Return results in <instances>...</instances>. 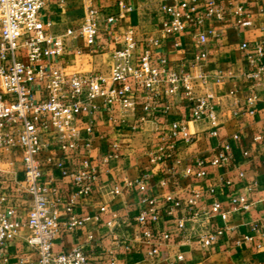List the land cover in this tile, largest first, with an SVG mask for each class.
I'll use <instances>...</instances> for the list:
<instances>
[{"label":"crops","instance_id":"obj_1","mask_svg":"<svg viewBox=\"0 0 264 264\" xmlns=\"http://www.w3.org/2000/svg\"><path fill=\"white\" fill-rule=\"evenodd\" d=\"M207 1L195 0L194 4L203 11ZM230 1L236 0H215L224 8L223 20L204 19L201 25L190 22L181 35L175 36L166 35L163 31L166 14L160 5L174 4L176 0H93L102 19L96 45L88 48L81 38L75 39L74 43L84 52L67 51L63 62L67 71L108 76L113 52L124 45L128 31H132L137 42L136 56L150 48L154 65L191 73L196 78L197 92L210 94L209 101L216 110L217 125L212 126L206 119H193L192 104L186 99L183 88L173 89L166 81L155 88L156 102L151 109L145 110L147 93L136 89L130 78L132 90L128 97L133 99L134 107L124 111L119 104L115 105L113 118L106 109L94 111L91 117L94 132L88 152L83 140L77 149L60 150L55 135L46 134L45 139L51 141V145L41 158L45 169L43 180L52 175L62 197L61 225L54 251L63 252L81 246L89 254L88 264L111 261L114 264H168L169 261L174 264H264V228L258 232L251 228L254 223L264 221V79L246 77L253 70L247 61V53L264 41V13L259 11L262 5L259 0H244L253 23L237 27L236 17L228 13ZM121 2L129 10H122ZM76 6L81 9L79 18L73 16ZM120 11H123V16L114 22L104 20L110 15L117 16ZM82 15L79 0H69L64 5L53 0L43 12L52 33L77 26ZM209 29L215 33L208 35L205 44L200 43L199 34ZM152 38L158 39L157 45L151 43ZM243 41L249 44L247 52L240 48ZM175 42L180 43L179 47ZM204 49L207 50L206 59L197 61L198 53ZM161 59L165 62L162 63ZM261 63L264 65V56ZM201 73L206 76L205 82L198 77ZM36 95L43 96V91ZM250 96L256 98L252 107L246 104ZM250 109L254 110L253 114L249 113ZM237 110L239 114L235 115ZM89 120L86 115H80L77 124L83 128ZM173 124L178 128L184 127L191 141H186L182 132L173 135ZM214 130L216 133L212 134ZM256 135H262L263 139L255 141ZM228 145L230 148L226 149ZM220 153L229 156L217 165L212 164ZM48 156L55 159L66 157L72 168L79 167L82 160L88 158L97 169L98 179L92 185L91 194L78 197L71 212L66 210V206L75 191L74 185L47 162ZM15 168H20L18 161ZM200 171L205 174L198 176ZM145 173H149L150 178L144 192L135 186H125V179H136ZM18 176L22 178V173L18 172ZM115 184L121 187V193L111 195L109 190ZM211 187H215L214 193L209 191ZM194 189L202 191L196 202L197 209L218 201L221 209L229 212L224 222L212 219V229L223 230L207 247L197 241L187 242L177 230L175 219L168 218L162 208L167 196L186 205ZM1 190L11 196V202L24 219L28 199L23 193L15 192L11 175L2 174ZM241 194L251 203L248 211L232 208L231 198ZM146 197L157 201L158 220H148L142 227L136 216L149 207L144 202ZM102 206L106 207L105 211L100 210ZM177 213L186 215L190 212L184 208ZM72 215L88 220L83 226L68 230L63 224ZM145 229L156 234L169 232L170 237L146 238ZM246 236L251 239L247 240ZM153 248L158 252L151 255L149 252ZM9 249L11 264H19L18 257H32L20 239L10 243ZM177 253L183 254V260L176 259Z\"/></svg>","mask_w":264,"mask_h":264},{"label":"built area","instance_id":"obj_2","mask_svg":"<svg viewBox=\"0 0 264 264\" xmlns=\"http://www.w3.org/2000/svg\"><path fill=\"white\" fill-rule=\"evenodd\" d=\"M52 1L0 0V264H11L9 245L18 239L26 244L32 255L30 259L18 257L19 264H88L89 254L81 246H74L63 252L53 249L60 231L62 197L52 175L43 180L45 169L41 158L51 145L45 135L53 133L58 148L63 151L77 149L83 140L88 152L94 132L91 119L94 111L106 109L113 118L115 105L119 104L124 111L134 107L133 99L128 97L132 90L130 78L136 89H143L147 93L145 110L151 109L156 102L153 94L155 88L166 81L173 89L183 88L186 99L192 104L193 119H206L212 126L217 125L216 110L209 101L210 94L197 92L196 78L191 73L168 69L165 65H154L150 48L136 56L137 42L133 39L132 31H128L124 45L113 52V64L108 76L78 70L67 71L63 64L67 51L73 49L76 54L84 52L74 43L75 39L81 38L88 48L96 45L97 32L102 23L101 12L93 0H79L83 9L81 22L77 26L66 27L62 32L52 33L48 30L50 23L43 18V12ZM55 1L64 5L69 0ZM194 1L176 0L174 4L160 5V9L166 14L163 22L166 35H181L190 22L201 25L204 19H224V8L216 4L215 0H208L203 11H199ZM259 1L262 3L259 11L264 13V0ZM120 6L122 10H129L123 2ZM228 13L236 17L237 27H247L253 23L244 0L230 1ZM122 16L123 11H120L117 16L110 15L104 20L112 23ZM214 33L213 29L200 33L199 42L205 44L208 35ZM158 42L157 38L151 39L153 45ZM179 45V42H175V46ZM240 48L246 52L250 50L247 41H243ZM263 56L264 41H261L247 53V61L253 67L246 74L248 79H264V65L261 63ZM206 57L207 50L204 49L198 53L196 60L202 61ZM161 62L164 63L165 60L161 59ZM198 77L205 82L206 76L203 73ZM40 90L43 91V96L38 97L36 93ZM255 101L256 98L250 96L246 99V104L252 107ZM249 113L253 114L254 110L250 109ZM234 114L238 115L239 111ZM80 115H86L90 119L83 128L77 124ZM179 132L183 133L186 141H191L184 127L178 128L177 124H173V135ZM215 133V130L212 131V134ZM83 134L86 137L83 138ZM234 138L237 139L238 135L235 134ZM261 139L262 135L254 137L255 141ZM229 148V145L226 146V149ZM244 155H248V152H244ZM228 156L227 153H220L212 164L217 165ZM46 160L74 185L75 191L66 206V210L71 212L78 197L91 194L92 185L98 179L97 169L88 158H84L77 168H72L66 157L55 159L48 156ZM16 161L20 163L19 169L15 168ZM18 172L22 173V178H19ZM2 174L11 175L15 192L23 193L28 199L24 219L11 202V196L1 190ZM197 174L202 176L205 172ZM149 178L150 174L145 173L136 179H125L124 184L127 187L135 186L144 192ZM209 191L214 193L215 187H211ZM120 193L121 187L117 184L109 190L111 195ZM201 194V190L194 189L186 205L167 196L162 208L168 218L175 219L177 230L187 242L197 241L207 247L223 230L212 229V219L218 218L224 222L228 219L229 212L222 210L218 201L212 202L209 207L197 209L196 202ZM144 202L149 207L142 209L136 216V221L142 227L147 225L148 220H158L157 201L146 197ZM231 204L233 210L240 211H248L251 206L242 194L232 197ZM184 208L190 213L178 215L177 211ZM100 210L105 211L106 207L102 206ZM87 220L72 215L63 226L73 230L83 226ZM251 228L255 232L260 231L264 228V221L254 223ZM144 236L167 239L170 233L156 234L145 229ZM245 238L251 239L250 236ZM157 252L158 249L153 248L149 254ZM183 258L182 253H177V260L181 261ZM168 264L174 263L169 261Z\"/></svg>","mask_w":264,"mask_h":264},{"label":"rangeland","instance_id":"obj_3","mask_svg":"<svg viewBox=\"0 0 264 264\" xmlns=\"http://www.w3.org/2000/svg\"><path fill=\"white\" fill-rule=\"evenodd\" d=\"M75 5V4H74ZM77 8H74V10H73V16L75 17V18H79L80 16H81V9L78 7V6H76ZM76 9V10H75Z\"/></svg>","mask_w":264,"mask_h":264}]
</instances>
